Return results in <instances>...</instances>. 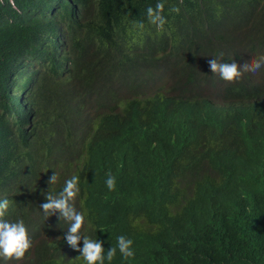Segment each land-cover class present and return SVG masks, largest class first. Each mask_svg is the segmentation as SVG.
<instances>
[{"label":"clouds","instance_id":"9594fccd","mask_svg":"<svg viewBox=\"0 0 264 264\" xmlns=\"http://www.w3.org/2000/svg\"><path fill=\"white\" fill-rule=\"evenodd\" d=\"M0 3L15 106L0 101V129L24 137L7 155L0 131V260L51 245L61 264H264V0L128 13L90 49L76 110L55 54L33 48L46 15ZM39 132L41 149L25 141Z\"/></svg>","mask_w":264,"mask_h":264},{"label":"trees","instance_id":"16d2710c","mask_svg":"<svg viewBox=\"0 0 264 264\" xmlns=\"http://www.w3.org/2000/svg\"><path fill=\"white\" fill-rule=\"evenodd\" d=\"M192 1L18 0V5L23 8H29L34 13L46 15L36 22L30 33L32 39H37V45H33V48L38 49L39 45L45 44L55 54V63L63 70L64 77L72 82V87L62 89L61 93L68 100L71 108L76 110L82 97L86 95L88 86L98 76L97 73L86 70L93 65V61L96 59L90 49L98 48L108 39V26L117 28L126 21L128 13L131 16L130 13L148 8L158 2L164 4L163 16L169 21L167 17L176 13L171 11V9L177 8L179 5H190ZM112 3L119 4L122 10H111L109 5ZM4 7L0 3V11ZM38 33H41L43 38L38 39ZM65 36H68V38L65 43H62V39ZM58 43H62L61 46ZM0 70L5 71H0V101L3 106V112H5L10 109L9 107L15 108V106H13V100L4 91L8 71L1 68ZM36 95H39L41 100L45 98L41 93L36 92ZM16 109H19V106ZM21 113L22 117L26 118L27 114H24L23 110ZM1 116H3L2 111H0V126L2 125ZM0 131L6 154L13 155L14 150L23 144L24 137L21 134V138L15 139L14 135L8 136L3 129H0ZM39 134L40 132L36 136L25 139V141L41 149L42 139L38 137ZM106 165V162H102L99 167L103 169ZM92 169V165H86L82 166L79 171L83 177H86ZM211 248V255H221L223 253L215 243L211 244ZM31 262L34 264H61L60 255L51 245H45L34 261L29 260L25 255L22 260L16 261L13 259L7 264H30ZM66 262H69L68 258H66ZM0 264H6V262L0 260Z\"/></svg>","mask_w":264,"mask_h":264}]
</instances>
